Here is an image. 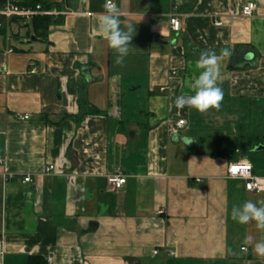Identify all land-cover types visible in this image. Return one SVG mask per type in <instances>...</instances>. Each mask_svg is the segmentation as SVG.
Returning <instances> with one entry per match:
<instances>
[{
  "label": "crops",
  "instance_id": "0c3cea01",
  "mask_svg": "<svg viewBox=\"0 0 264 264\" xmlns=\"http://www.w3.org/2000/svg\"><path fill=\"white\" fill-rule=\"evenodd\" d=\"M113 2L135 28L122 65L98 29L106 0H64L39 39L0 31V264H264V230L231 218L264 190L228 176L247 160L264 187V0ZM222 49L220 109H177L201 52ZM215 137L231 139L225 156Z\"/></svg>",
  "mask_w": 264,
  "mask_h": 264
},
{
  "label": "clouds",
  "instance_id": "9594fccd",
  "mask_svg": "<svg viewBox=\"0 0 264 264\" xmlns=\"http://www.w3.org/2000/svg\"><path fill=\"white\" fill-rule=\"evenodd\" d=\"M104 8L105 12L98 17V29L107 40L109 47L116 53L115 64L122 65L132 47L131 41L135 28L128 23L121 27L119 9L113 0H106ZM230 55L231 52L228 49H222L219 54L213 50L201 52L196 65L199 74L190 84L194 94L177 96L175 107L177 109L188 107L201 113L210 109L219 110L224 98L223 91L217 83L220 78V62ZM190 142L191 140H188L187 144ZM231 218L239 224L255 222L258 229L264 230V201L254 203L248 200L241 205H233ZM252 243V237L245 239V244ZM254 252L264 257V239L254 242Z\"/></svg>",
  "mask_w": 264,
  "mask_h": 264
},
{
  "label": "built area",
  "instance_id": "2783aa9c",
  "mask_svg": "<svg viewBox=\"0 0 264 264\" xmlns=\"http://www.w3.org/2000/svg\"><path fill=\"white\" fill-rule=\"evenodd\" d=\"M58 3H63L64 0H57ZM258 10V5L254 2L246 4L240 13L241 18H252ZM62 15V12L58 9L45 10L41 5H26L22 4L21 0H2L0 5V31L9 30L13 25V21L17 20L22 24H29L35 17L49 16L58 18ZM170 23L172 30L178 32L180 30V21L178 14H172L170 17ZM217 26H222L223 23L218 21L215 23ZM6 72L0 69V73ZM37 69L33 68L31 73H37ZM29 117H24V120H28ZM186 126V121L180 119L172 126V132L177 133L179 130ZM54 165H49L46 171H55ZM228 176L233 179H243L246 181V190L248 192H262L264 190L263 184L260 179L255 175L252 164L247 160H241L239 162L231 163L228 167ZM109 186L112 190L122 189L126 183V177L118 170L114 175H111L107 179ZM197 182H202L201 179H197ZM25 183H31L32 178L27 177L24 179ZM4 244L0 239V255L3 253ZM156 251L154 254H157ZM173 255V253H172Z\"/></svg>",
  "mask_w": 264,
  "mask_h": 264
},
{
  "label": "trees",
  "instance_id": "16d2710c",
  "mask_svg": "<svg viewBox=\"0 0 264 264\" xmlns=\"http://www.w3.org/2000/svg\"><path fill=\"white\" fill-rule=\"evenodd\" d=\"M2 0H0V5ZM22 4L26 5H41L45 10H52L60 8L62 3H51L46 0H21ZM56 18L49 16H39L35 17L31 23L22 24L21 22L14 20L13 25H18L20 29L31 28L33 30V34L36 35V39H39L41 36L47 35L48 29L52 23H54ZM31 35V34H30ZM217 152L220 156H225L227 153L228 147L231 144V139L228 137H215ZM29 264H47L46 262H42L39 259L30 260Z\"/></svg>",
  "mask_w": 264,
  "mask_h": 264
},
{
  "label": "water",
  "instance_id": "95a60500",
  "mask_svg": "<svg viewBox=\"0 0 264 264\" xmlns=\"http://www.w3.org/2000/svg\"><path fill=\"white\" fill-rule=\"evenodd\" d=\"M154 42L155 43H159V44H163V45H166L167 42L166 41H162L161 39H159L158 37H154ZM255 152H261V151H264V146L263 145H260L258 147H256L254 149Z\"/></svg>",
  "mask_w": 264,
  "mask_h": 264
},
{
  "label": "rangeland",
  "instance_id": "374dc122",
  "mask_svg": "<svg viewBox=\"0 0 264 264\" xmlns=\"http://www.w3.org/2000/svg\"><path fill=\"white\" fill-rule=\"evenodd\" d=\"M14 29H15V31H16V30H17V31L20 30V32H21L22 35H24L25 32H26V30H27V29H18L16 26H14ZM244 152H245L247 155H250V151H249V149H245Z\"/></svg>",
  "mask_w": 264,
  "mask_h": 264
}]
</instances>
